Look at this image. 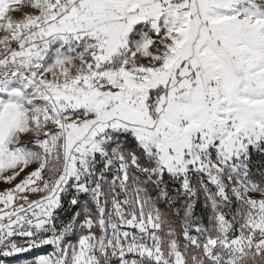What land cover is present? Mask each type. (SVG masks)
<instances>
[{"label": "snow or ice", "instance_id": "obj_1", "mask_svg": "<svg viewBox=\"0 0 264 264\" xmlns=\"http://www.w3.org/2000/svg\"><path fill=\"white\" fill-rule=\"evenodd\" d=\"M0 182V258L264 264V0H0Z\"/></svg>", "mask_w": 264, "mask_h": 264}, {"label": "rangeland", "instance_id": "obj_2", "mask_svg": "<svg viewBox=\"0 0 264 264\" xmlns=\"http://www.w3.org/2000/svg\"><path fill=\"white\" fill-rule=\"evenodd\" d=\"M4 185L0 182V188H3ZM51 251L50 247L41 248L33 250L29 253L20 254L18 258H0L6 260V264H23L26 260H32L35 256L47 254Z\"/></svg>", "mask_w": 264, "mask_h": 264}]
</instances>
